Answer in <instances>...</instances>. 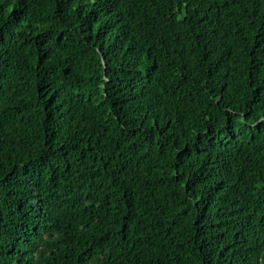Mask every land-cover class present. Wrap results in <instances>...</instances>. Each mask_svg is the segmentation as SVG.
Listing matches in <instances>:
<instances>
[{
  "label": "trees",
  "instance_id": "obj_1",
  "mask_svg": "<svg viewBox=\"0 0 264 264\" xmlns=\"http://www.w3.org/2000/svg\"><path fill=\"white\" fill-rule=\"evenodd\" d=\"M0 264H264V0H0Z\"/></svg>",
  "mask_w": 264,
  "mask_h": 264
}]
</instances>
